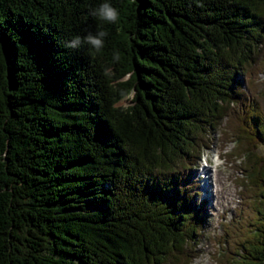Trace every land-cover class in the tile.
Wrapping results in <instances>:
<instances>
[{"label": "trees", "instance_id": "obj_1", "mask_svg": "<svg viewBox=\"0 0 264 264\" xmlns=\"http://www.w3.org/2000/svg\"><path fill=\"white\" fill-rule=\"evenodd\" d=\"M260 72L264 0H0V264H191L225 117L241 201L213 261L264 264Z\"/></svg>", "mask_w": 264, "mask_h": 264}, {"label": "rangeland", "instance_id": "obj_2", "mask_svg": "<svg viewBox=\"0 0 264 264\" xmlns=\"http://www.w3.org/2000/svg\"><path fill=\"white\" fill-rule=\"evenodd\" d=\"M255 80L259 84V90L264 92V73L260 72ZM129 103V100H123L120 104L127 105ZM226 119V117L223 118L218 127L207 129V146L201 148L200 156H198L195 164L190 170V173L198 174L197 171L201 168V165L204 164V157L207 156L212 163H209V165L206 164L209 166L210 170H205V175L209 174L210 177V175L215 172V170H213L215 166H217L216 170L221 173V186H218L216 191L213 190V187L210 185L211 198L207 199L204 203V207L207 209L205 226L204 229H202L200 242L196 245L199 251V257L194 259L191 264H216L213 258L221 249V245L217 239L222 234L223 224L230 222L234 215H236V209L240 206L241 198L239 194L241 188L237 187L236 182L243 176L242 171L237 168L241 159H236L237 162L234 164L230 161L229 153L233 150L235 141H231L229 138H223V133L226 128ZM259 152L264 154V149L261 147ZM216 154L219 156L217 162H215ZM199 175L205 176L201 173H199ZM192 180L196 184L197 191L200 192L197 196V202H202L205 196L208 197V195L204 196L201 194L203 193L200 190L202 181H200L198 175H195L194 178L192 177ZM209 183L211 184L213 182L209 181ZM214 195H216V199H214ZM87 209L91 210L92 207H88Z\"/></svg>", "mask_w": 264, "mask_h": 264}, {"label": "clouds", "instance_id": "obj_3", "mask_svg": "<svg viewBox=\"0 0 264 264\" xmlns=\"http://www.w3.org/2000/svg\"><path fill=\"white\" fill-rule=\"evenodd\" d=\"M98 15L107 21L110 22H114L117 19L118 13L117 10L115 8H113L111 5H109L108 3H104L101 4L97 10ZM106 36V33L101 31L99 33H97L96 36H92L89 35L86 38L87 43H89L92 47H94L95 49L99 50L100 48L103 47V37ZM81 41L80 39L77 37L75 39H73L70 43H69V47L75 48L78 47L80 45Z\"/></svg>", "mask_w": 264, "mask_h": 264}, {"label": "bare ground", "instance_id": "obj_4", "mask_svg": "<svg viewBox=\"0 0 264 264\" xmlns=\"http://www.w3.org/2000/svg\"><path fill=\"white\" fill-rule=\"evenodd\" d=\"M215 162H217V159H219V156L216 154V157H215ZM209 163L211 164L212 163V161L210 160V158H207V156L206 157H204V164H202L201 165V168L200 169H198V171H197V173L198 174H196V173H194V176L195 175H198L199 176V179H200V181H202L201 182V185H200V190H201V192H203V193H201L202 195H208V197L207 196H205L204 197V199L203 200H205V199H210L211 198V193H210V187L212 186L213 187V190H216L217 191V188H218V186H221V182H220V179H221V177H220V172H218V170H216L217 169V166H215L214 168L215 169H213V170H215V172L212 174V175H210V177H209V174H206L205 175V173H204V171L205 170H210L209 169V166H207V165H209ZM207 164V165H206ZM212 166V165H211ZM209 172V171H208ZM207 172V173H208ZM199 173H201V174H204L205 176H201V175H199ZM194 176H193V178H194ZM207 180H209L210 182H213V183H209V181H207ZM213 180V181H212ZM211 185V186H210ZM215 196V198L214 199H216V195H214Z\"/></svg>", "mask_w": 264, "mask_h": 264}]
</instances>
